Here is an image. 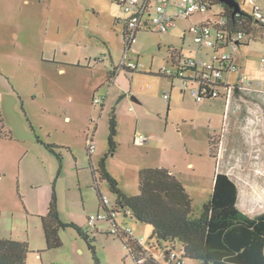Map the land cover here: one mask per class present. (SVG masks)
<instances>
[{
  "label": "rangeland",
  "instance_id": "rangeland-1",
  "mask_svg": "<svg viewBox=\"0 0 264 264\" xmlns=\"http://www.w3.org/2000/svg\"><path fill=\"white\" fill-rule=\"evenodd\" d=\"M236 1L244 13L251 12L247 0ZM154 3L152 0L151 5ZM220 11L214 6L189 20L177 19L167 35L150 25L149 31L138 34L132 43L126 61L139 62L145 71L134 73L133 81L123 74L128 90L133 86L143 103L130 104L151 112L165 131L163 143L155 137L151 144L134 147L127 138L134 135L137 112L132 108L123 112L120 97L124 89L120 87H116L119 91L112 89L105 106L103 99L94 106V88L99 90L95 98H102L107 86L97 78L96 60L85 58L100 50L107 62L111 53L113 61L120 63L125 53L120 37L123 28L118 22L125 19L122 7L112 0H0V115L3 132L10 137L0 139V238L28 245L25 264H94L92 248L98 264H135L112 233L111 223L100 221L88 226V219H95L97 211L105 213L98 193L108 209L115 211L116 225L142 240L143 248L163 264V253L151 239V227L115 209V196L98 172L102 160L104 170L126 196L138 194V170L147 166L144 161L174 165L176 178L191 197L195 213L210 198L218 162L238 186L240 208L250 214L264 209V94L256 101L234 98L225 115L222 99L209 101L205 108L197 107L190 88H184L181 81L149 74L150 65L170 69L173 51L181 61H208L213 50L207 46L199 49L194 43L195 29ZM59 15L63 22L58 34L51 28V19ZM57 39L66 46L61 48L63 54L57 55V62H52L49 52ZM245 41L241 55L253 65L264 53V32L263 38L246 37ZM249 72L256 75L254 69ZM116 104L115 152L109 153L108 120ZM154 128L143 118L138 137L155 134ZM219 130L220 148L214 160L209 157L207 135ZM92 140L97 155L90 164L85 147ZM48 145L62 147L56 151L62 155L60 161ZM65 145L72 148L79 162L63 148ZM184 158L187 163L193 161L195 168L187 169ZM52 197L58 210L61 243L47 249L41 217L47 214ZM71 224L86 230L93 241L88 244L78 238ZM183 264L199 262L184 259Z\"/></svg>",
  "mask_w": 264,
  "mask_h": 264
},
{
  "label": "trees",
  "instance_id": "trees-1",
  "mask_svg": "<svg viewBox=\"0 0 264 264\" xmlns=\"http://www.w3.org/2000/svg\"><path fill=\"white\" fill-rule=\"evenodd\" d=\"M112 1L118 5L115 0ZM211 1L213 2L211 6H219L222 9L223 13L220 16L226 20L223 43L238 34H242L244 42H246V37H250L251 40H255L257 37L263 38L262 27L254 23L248 13L241 10V15L235 16L233 8L218 0ZM211 24V20H207L204 25ZM216 28L217 26L213 27L214 33ZM123 37L126 46L129 44L128 32H123ZM216 43L218 44L213 48L214 54L224 48L222 42L216 40ZM242 46L247 45L240 44V47ZM175 55V51H173L170 59L172 64L175 63ZM177 57L180 58L179 55ZM158 76L163 77L161 74ZM258 97L262 96L234 90L231 101L234 98L235 100L245 98L256 101ZM207 98L208 102L216 100L210 99L208 95ZM115 120L112 112L108 120L109 153L115 152L113 141L116 136ZM2 121L0 115V139L9 137L3 132ZM220 132L221 130L207 135L209 157L214 160V154L220 148ZM92 142L94 143L93 140ZM47 149L58 160L62 157L56 152L61 147L48 145ZM86 151L89 157L95 153L90 154L88 146ZM103 163L104 160L100 162L98 172L101 179L106 181L109 191L115 196V209L130 215L137 223L151 227V239H154V246L163 253V264H168L170 254H177L176 250H178L179 260L170 264H182L184 259L195 260L199 264H264V209L256 214H250L240 208L238 186L225 171L219 168L218 162L215 163L212 193L209 200L202 205L199 213L193 211L192 199L184 186L167 169L156 166L139 168L138 194L126 196L117 181L104 170ZM93 178L95 177L93 176ZM98 200L100 207L105 211L103 214L107 215L101 221L112 224V233L120 240L134 263L162 264L130 235L131 232L116 225L115 216L111 217V213L115 215V211L108 209L99 193ZM99 214L100 211H97V215ZM97 222L100 221L95 223ZM41 225L46 248L58 247L61 243L58 234L61 226L54 197L49 204L47 214L41 217ZM70 226L75 230L78 238L88 244L93 241L86 230L73 224ZM28 252L29 248L25 242L13 238H0V264H25ZM92 253L94 264H98L99 261L93 248Z\"/></svg>",
  "mask_w": 264,
  "mask_h": 264
},
{
  "label": "built area",
  "instance_id": "built-area-1",
  "mask_svg": "<svg viewBox=\"0 0 264 264\" xmlns=\"http://www.w3.org/2000/svg\"><path fill=\"white\" fill-rule=\"evenodd\" d=\"M115 1L122 7L125 14L123 22L128 28L129 43L131 44L134 43L135 33L140 28L149 29L151 25L158 33L166 34L175 28L177 19L189 20L196 13L206 12L214 8L211 6L213 4L211 0H154V5H151L152 0ZM247 1L252 7L248 15L252 17L254 23L262 27L264 32V0ZM240 11L234 12V15L240 16ZM222 13L221 9L220 13L211 20V25H204L205 22L202 26L195 29L194 43L199 48L207 46L213 50L218 44L216 40L223 43L226 20L220 16ZM145 22H147L146 25H144ZM214 26H217L215 33L213 32ZM243 43L242 34L234 35L228 39V42L223 43L224 48L216 54L213 53L208 61L203 62L198 59L181 61L179 58L175 60L173 70L163 68L159 74L164 76L173 75L181 80L184 88H190V95L197 105H205L208 102L207 95L210 99L221 98L225 106L226 115L234 90L256 93L258 95L264 94V54L258 61L257 74L254 79L251 80L244 74L235 77L239 72L236 61L241 53L240 44ZM121 68L132 73L143 71V66L139 62L133 63L122 60L116 70ZM167 97L165 95V98ZM101 101V97L93 99V103L96 105L100 104ZM143 141L144 138L141 136L136 139L138 143ZM88 150L90 154L95 152V145L92 141L88 144ZM104 202L107 205V202ZM106 216L99 214L95 219H89L88 225L92 226L96 221L104 220ZM113 216H115L114 213H111V217ZM141 241L138 240V243L142 245ZM178 260L177 254L171 253L168 258V264L178 262Z\"/></svg>",
  "mask_w": 264,
  "mask_h": 264
},
{
  "label": "crops",
  "instance_id": "crops-1",
  "mask_svg": "<svg viewBox=\"0 0 264 264\" xmlns=\"http://www.w3.org/2000/svg\"><path fill=\"white\" fill-rule=\"evenodd\" d=\"M62 22H63V17L61 16V15H59V16H53L52 17V19H51V23L53 24V27H51V28H53L52 30H53V32H56V33H60V30H61V28H62ZM118 22H121V25L124 23L122 20H119L118 19ZM174 29V28H173ZM173 29H171L168 33H166V35L167 34H169ZM146 31H149V29H147V28H140L136 33H135V40H136V38H137V36H138V34H140V33H144V32H146ZM121 40L123 41V30H122V34H121ZM58 40V43H56V44H53V45H55V46H53L52 45V49L50 50V52H49V54L51 55V59H50V61H52V62H57L56 61V57H57V55H60V54H63V53H61V48H63L64 49V47L66 46V42H60V40L61 39H57ZM135 40H134V42H135ZM184 40V39H183ZM59 42H60V45H59ZM247 43V42H246ZM123 45H124V49H125V53H124V57L122 58V60H124V61H126V57H127V52H129L130 50H131V47H132V44L131 43H129L128 45H126L125 46V44H124V42H123ZM201 51L203 50V48H199ZM67 52V51H66ZM103 52L102 51H98V54L97 55H86V57L85 58H87V61H91V60H96L95 61V64H96V66H97V78L98 79H100V80H102V81H104L105 82V84H106V88L104 89L105 90V92L106 93H103V96L104 97H102V99H103V103H104V106L106 105V101H108V99H109V97L112 95V89H116V91H119L118 90V88H116V87H120L121 89H124V93H123V95L121 94V97H120V101L121 102H124V103H122L123 104V112L125 113L126 112V110H128L127 108H132V112H137V114H138V117L136 118V125H135V131H134V135H131L130 137H128L127 138V142L128 143H131L134 147H142L143 145H145V143H149V144H151V143H153L152 141H155V137L156 138H158V141L157 142H159L160 141V143H163V141H164V138H165V136L163 135V132H165V131H163V129H162V126H161V121L159 120V121H157L156 119H155V116L150 112L149 114L148 113H146L144 110H140V109H137V108H133V105H131L130 104V102H135V103H139V104H141V106L143 105V103H142V101L139 99V97H137L136 96V93H135V90H134V88H133V86L130 88V90H128V88H127V86H126V80H122V78H123V74H125L126 73V76L127 77H130V80L131 81H133V78H132V76L134 75V73H132V72H129V71H127L126 69H123V68H121V69H119V70H113L115 67L116 68H118L119 67V64L120 63H116L115 61H113V59H112V57H111V53H109L108 54V57H109V60H110V63L109 62H107L106 60V58H105V55H101ZM67 54V53H66ZM175 58L177 57V55H179L178 53H176L175 52ZM264 54V53H263ZM262 54V55H263ZM179 57H180V55H179ZM179 59V58H178ZM121 60V61H122ZM176 60V59H175ZM197 60V59H196ZM199 60V59H198ZM120 61V62H121ZM49 62V61H48ZM106 62V63H105ZM257 63L258 62H256V63H254L253 65H250V63L248 62V60L246 59V56L245 55H241V53H240V55H239V57H238V59H237V61H236V66L238 65V69H239V72L237 73V75H235V77L236 76H238V75H241V74H244V75H247L251 80L252 79H254L255 78V75H252V72H249L251 69H254V71H255V73L257 74V69H256V67H257ZM100 64V65H99ZM57 66H60V65H57ZM171 68L170 69H168V68H166V67H164L165 69H167V70H173V68H174V64H172L171 63ZM252 66V67H251ZM161 69H163V68H161ZM161 69L160 68H158V69H154L153 68V66L152 65H150L149 66V74H152V75H159V73H160V71H161ZM63 69L62 68H59V71L61 72ZM144 69H143V73H144ZM112 72H114L113 74H114V76H113V78L111 79V80H108L107 81V78H108V75H109V73H112ZM142 72H140V73H142ZM162 75V74H161ZM163 77H164V75H163ZM165 77H168L170 80H179V79H177L176 77H174L173 75L172 76H165ZM179 81H181V80H179ZM181 83H182V81H181ZM191 84V83H190ZM183 85V84H182ZM94 90H95V93H93V95H92V98H91V101H92V99L93 98H95V94L97 93V92H99V90H97V89H95L94 88ZM183 92V94L184 93H186V91H182ZM136 96V97H135ZM169 97H170V94H169ZM139 100V101H138ZM169 100V99H168ZM219 101V100H218ZM113 103H115V102H113ZM101 104V103H100ZM146 104V106H148L147 105V103H145ZM195 104H196V102H195ZM209 104V102H207L205 105H197L196 104V106L197 107H200V108H205L207 105ZM99 105V104H98ZM117 105V104H116ZM94 106H96V105H94ZM119 110V106L117 105L116 107H115V109L113 108L112 109V111H113V113L117 116V114H116V112ZM157 114V116L158 117H161V115H159V113H156ZM68 118V117H67ZM145 119L146 120V122H148V124L149 125H153L155 128H154V130L153 131H155V134H151V133H149L147 136H144V134L143 135H139V136H141V137H143L144 138V142H142V143H138V142H136V139H137V137H138V134H139V132H140V125H141V122H142V119ZM149 130V132H150V129H148ZM142 131L144 132V131H146V129L145 128H142ZM157 145H159V144H157ZM86 146V144H84V147ZM62 148V147H61ZM63 148L64 149H66L71 155H72V157L75 159V161L76 162H79L78 161V157H77V155H75L74 153H73V150H72V148L70 147V146H68V145H65V146H63ZM86 148V147H85ZM181 149V148H180ZM86 151V150H85ZM181 151V150H180ZM87 152V151H86ZM180 154H182V152H180ZM97 155V152H95L93 155H91L90 157H89V159L91 160V161H89L90 162V164H92V157L93 156H96ZM62 156V155H61ZM185 157V156H184ZM184 160V164H185V167L187 168V169H194L195 168V163L193 162V161H190L189 160V163H187V161H188V159L187 158H184L183 159ZM144 164H147V166H156V167H164V168H166V169H168V171L170 172V174L171 175H174L175 177H176V172H175V169L173 168L174 167V165H172V166H166V165H164V163H150V162H148V161H144ZM140 166V165H139ZM96 225V223L94 224V226ZM93 226V225H92ZM97 230H99V229H97ZM149 252V251H148ZM150 253V255L152 256V257H154L152 254H151V252H149ZM155 258V257H154ZM156 260V259H155Z\"/></svg>",
  "mask_w": 264,
  "mask_h": 264
},
{
  "label": "water",
  "instance_id": "water-1",
  "mask_svg": "<svg viewBox=\"0 0 264 264\" xmlns=\"http://www.w3.org/2000/svg\"><path fill=\"white\" fill-rule=\"evenodd\" d=\"M218 1L220 3H223V4L227 5V6H229L230 8H233L234 12L240 11V7H239V5H238L236 0H218ZM146 24H147V22H145L144 25H146Z\"/></svg>",
  "mask_w": 264,
  "mask_h": 264
},
{
  "label": "flooded vegetation",
  "instance_id": "flooded-vegetation-1",
  "mask_svg": "<svg viewBox=\"0 0 264 264\" xmlns=\"http://www.w3.org/2000/svg\"><path fill=\"white\" fill-rule=\"evenodd\" d=\"M122 28H123V32H128V28H127V26H126L125 23L122 24ZM113 70H116V67H115ZM113 73H114V72L109 73L108 78H107V81H108V80H111V79L113 78V76H114Z\"/></svg>",
  "mask_w": 264,
  "mask_h": 264
},
{
  "label": "clouds",
  "instance_id": "clouds-1",
  "mask_svg": "<svg viewBox=\"0 0 264 264\" xmlns=\"http://www.w3.org/2000/svg\"><path fill=\"white\" fill-rule=\"evenodd\" d=\"M223 4V3H222ZM239 5V4H238Z\"/></svg>",
  "mask_w": 264,
  "mask_h": 264
}]
</instances>
